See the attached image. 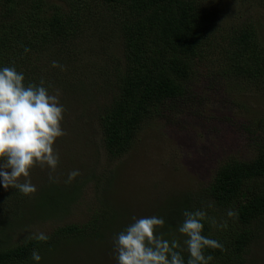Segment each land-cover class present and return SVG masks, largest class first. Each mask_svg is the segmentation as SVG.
<instances>
[{
	"label": "trees",
	"instance_id": "obj_1",
	"mask_svg": "<svg viewBox=\"0 0 264 264\" xmlns=\"http://www.w3.org/2000/svg\"><path fill=\"white\" fill-rule=\"evenodd\" d=\"M226 23L225 16L214 17L206 0H0V66L14 65L24 73L25 83L39 84L43 79L50 93L56 86H75L74 81L83 79L85 65L80 62L79 45L85 52V40L94 38L99 43L87 49L89 65L93 72L102 66L105 90L114 92L109 102H96L91 111L104 157L113 168L92 170L86 178L78 175L67 183L69 169L64 168L62 183L32 182L37 189L31 196L11 187L7 194L0 192V264H35L33 249L45 264H76L80 257L73 258L67 251L97 250L100 244L85 239H102L116 223L119 226L126 213L113 207L109 215L100 201L97 213L87 222L58 226L47 234L48 241L40 242L10 233L22 217L17 206L27 202L29 214L44 206L49 212L68 211L80 195L82 180V185L94 180L104 195L112 181L123 175L125 170L114 167L134 150L142 125L153 117L170 122L169 114L176 111L174 101L184 97L194 83L208 80L204 78L210 66L218 68L210 73L221 71L264 92V41L258 30L239 23L224 31ZM110 47L116 53H110ZM53 61L64 70L53 67ZM253 144L256 152L251 158L228 157L200 191L175 196L171 183H150L146 199L164 201L149 213L164 217L165 224L158 231L182 242L184 236L177 227L183 212L204 210L208 218L202 234L224 246V250L205 249L204 254L213 257L210 264H245L250 244L259 238L264 225V138L256 135ZM229 209L237 214L228 217ZM123 229L120 225L118 232ZM183 255L187 260L188 253Z\"/></svg>",
	"mask_w": 264,
	"mask_h": 264
},
{
	"label": "rangeland",
	"instance_id": "obj_2",
	"mask_svg": "<svg viewBox=\"0 0 264 264\" xmlns=\"http://www.w3.org/2000/svg\"><path fill=\"white\" fill-rule=\"evenodd\" d=\"M206 1L213 8L216 19L222 16L227 18L228 26L224 31L239 23L252 24L264 41V0ZM98 43L94 38L85 40V52L79 45L80 62L85 63L82 65V82L74 81L75 86H56L51 91L59 95L67 111L61 124L65 135L54 143L59 163L54 171L47 166H34L30 170L31 182L62 183L64 176L60 171L63 172L64 168H68L69 172L81 168V178H86L92 170H98L99 173L102 167L113 168L112 162L104 157L100 134L91 112L94 103L109 102L114 93L111 89L105 90L107 83L102 79V66L97 69L99 72H93L89 65L87 49ZM108 50L116 53L112 47ZM217 69L210 66L204 78L208 80L194 83L184 97L174 101L176 111L173 115L169 114L172 119L170 122L167 118L153 117L142 125L134 150L123 157L121 165L114 167L125 170L123 175L112 181L104 195L95 186L94 180L83 185L82 180L80 195L71 203L68 211L49 212L44 206L29 214V204L22 202L17 206L22 215L21 220L14 222L10 233L14 237L26 239L36 232L48 234L66 223H85L97 213L101 203L109 215L113 207L114 211L126 213L118 221L119 226L124 225L126 228L133 222V217L149 216L155 207L164 203L163 200L149 202L146 199L150 183L159 180L165 184L171 183L169 187L175 196L186 191H200L211 181L220 163L228 157L251 158L256 152L253 144L256 135L257 138H264V92L253 88L248 82L230 79L221 71L210 73ZM151 142H154V147ZM45 175L47 177L43 179ZM49 175L56 178L54 182L49 180ZM99 189L102 188L99 186ZM6 191L8 188L0 186V192ZM119 226L116 223L115 228L111 232L107 231L102 239L98 236L85 239L100 244L97 250L91 247L92 250L85 253L80 248H74L77 253L70 249L71 252L67 251V254L73 258L80 257L76 264H116L112 243L115 231L120 232ZM261 226L259 238L250 244L245 264H264V225ZM180 239L183 244L184 237ZM40 264H45V260H41Z\"/></svg>",
	"mask_w": 264,
	"mask_h": 264
},
{
	"label": "clouds",
	"instance_id": "obj_3",
	"mask_svg": "<svg viewBox=\"0 0 264 264\" xmlns=\"http://www.w3.org/2000/svg\"><path fill=\"white\" fill-rule=\"evenodd\" d=\"M52 66L64 70L57 61H53ZM24 81V73L14 65L0 66V186L30 195L36 191L30 170L40 165L54 171L59 163L54 143L65 135L61 124L66 109L59 95L45 87L43 79L39 84ZM78 175V169L72 170L66 183ZM49 180L54 182L55 178L49 175ZM236 214L231 209L227 211L228 217ZM183 217L177 227L185 237L183 244L176 238H165L158 231L165 224L164 217H133V222L113 238L116 264H210L213 257L206 256L205 249L224 250V246L202 234L207 213L200 209L185 210ZM211 222L216 224L214 219ZM217 226L226 227V224ZM31 238L40 242L50 239L45 232L33 233ZM185 251L187 260L183 255ZM31 259L40 264L42 257L38 250L33 249Z\"/></svg>",
	"mask_w": 264,
	"mask_h": 264
}]
</instances>
